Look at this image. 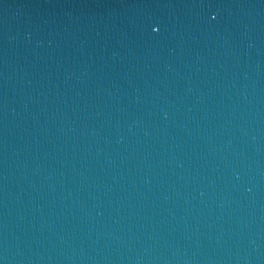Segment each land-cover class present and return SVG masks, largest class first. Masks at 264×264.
<instances>
[{
    "label": "water",
    "instance_id": "obj_1",
    "mask_svg": "<svg viewBox=\"0 0 264 264\" xmlns=\"http://www.w3.org/2000/svg\"><path fill=\"white\" fill-rule=\"evenodd\" d=\"M0 264H264V0H0Z\"/></svg>",
    "mask_w": 264,
    "mask_h": 264
},
{
    "label": "snow or ice",
    "instance_id": "obj_2",
    "mask_svg": "<svg viewBox=\"0 0 264 264\" xmlns=\"http://www.w3.org/2000/svg\"><path fill=\"white\" fill-rule=\"evenodd\" d=\"M157 32H159L160 31V29L157 27L156 29H155Z\"/></svg>",
    "mask_w": 264,
    "mask_h": 264
}]
</instances>
